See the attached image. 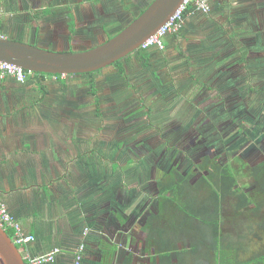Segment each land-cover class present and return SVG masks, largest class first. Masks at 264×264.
Listing matches in <instances>:
<instances>
[{
    "label": "crops",
    "instance_id": "crops-1",
    "mask_svg": "<svg viewBox=\"0 0 264 264\" xmlns=\"http://www.w3.org/2000/svg\"><path fill=\"white\" fill-rule=\"evenodd\" d=\"M29 1L23 0L24 5L19 3V9L16 10L13 4L8 7L6 0H0V8L4 12L0 9V32L6 34L8 30H14L15 35L19 34L17 26L23 31L25 26L21 25L22 20L16 19L11 11L25 14L28 19L32 18L31 13H33L37 17L34 18L35 22L26 23L33 29L42 30L39 21L42 18L47 19L46 32L41 34L48 41L37 44L47 46L51 42H56L59 46H69L66 42L58 43L55 41L56 37L51 35L56 29L55 24L59 23L54 13L57 14V9L60 8L64 10L63 21L67 29L64 39L72 38L71 35L75 34L71 33L70 29L72 20H76V27L79 30L82 29L80 18L83 12L80 4L77 5L78 8H73L68 0L60 3L51 0L42 3L35 0L36 4L32 8ZM225 1L212 0L211 4L217 6L220 2L219 7L222 10L225 7L232 9L240 7L246 11L248 8L246 15L241 18L236 13L232 14L235 15L237 29L239 26H248L247 21L251 20L252 28L245 29L251 34L250 39L257 37L258 32L264 31L263 28L255 30L259 27V19L252 18L256 8L254 4L246 5L251 0H229L226 1L229 3L228 6H225ZM48 4H51L54 10L42 14ZM32 9H35L34 12ZM214 19L210 13L197 11L187 15L180 34L176 36L168 34L165 37L164 49L154 47L150 53H146L145 58L138 55L128 56L125 65L128 66L131 60L142 61V65H138L137 68L130 65L134 69L131 74L138 80H151L149 76L143 74V66L154 68L151 75L158 71L161 73L158 85L150 84L146 87L149 92L165 84L170 86V91H175L177 83H172L173 75L181 77L180 75L185 73L187 82L193 86L194 95L200 93L203 98V93L199 92L201 86L205 87L203 73L193 76L195 70L192 69L201 63L202 56L205 57L202 50L210 48L207 46L212 42H205L204 38L214 31ZM121 22L120 18L111 20L112 28L104 29V33H112L113 29L122 24ZM32 33L34 34L35 31ZM37 34H35L36 41L39 39ZM78 34L80 39L92 36L88 31H85V36ZM11 38H15L14 35ZM87 41L90 42L88 38ZM223 48L229 50L226 42L223 43ZM223 48L213 45L215 52L213 62H216V55ZM221 57L226 58L224 53ZM72 76L75 75H62L61 78L71 83L79 82ZM94 78L97 86L98 80ZM39 80L41 79L31 75L25 82L17 81L13 77L0 80V193L10 212L21 222L24 230L35 236L33 242L20 246V251L27 250L35 256L58 247L60 252L56 255L55 261L45 264H73L76 249L84 243L85 250L81 264H198L193 261V255L189 250L174 249L178 239L176 235L159 234L157 230L150 234L147 229L145 230L144 221L141 222L139 219L146 210H150L148 205L143 202L139 205L141 200L138 201L136 197L130 198L129 204L125 200L133 187V183L130 185L126 182L127 178L131 182L128 172L115 173L113 164L110 169L107 164H103L107 160H103L98 150L90 148L98 141L92 138L88 139V143L82 141L83 133L76 119L75 108L66 101L57 102L50 107L48 104L50 92L46 89L40 90L42 82L39 84ZM57 80L56 76H45L43 83ZM27 81L29 83H26ZM63 97H65L64 92ZM74 102L76 103L75 99ZM61 104L65 106L63 112H61ZM77 104L81 105L80 102ZM185 107L187 106H180L179 109ZM59 112L63 116L58 117ZM65 112L73 116L67 118ZM66 123L70 124L69 134H65L63 127ZM144 197L145 193L142 194V199ZM106 204H110L114 210L108 209ZM227 253L229 252L220 254L227 257ZM250 253L249 258L254 260L249 264H260L255 259L264 252L252 250ZM229 254L238 258L240 262L247 260L242 258L239 251ZM216 256L204 255L205 262L201 259L202 264H217L210 262V259H215Z\"/></svg>",
    "mask_w": 264,
    "mask_h": 264
},
{
    "label": "rangeland",
    "instance_id": "rangeland-1",
    "mask_svg": "<svg viewBox=\"0 0 264 264\" xmlns=\"http://www.w3.org/2000/svg\"><path fill=\"white\" fill-rule=\"evenodd\" d=\"M23 0H14L10 1V0H6V3L8 5V7H10L13 4V7L17 10L19 9V3H21L22 5H24L22 3ZM42 3H46V0H39ZM52 2H56V3H60L62 0H51ZM71 1V6L73 8H78V3H76V0H70ZM140 1L142 0H124L122 2V0H105V4L109 7V12L105 10V8L103 6L105 5H96V4H90L89 0H80L78 2L80 3V7L82 10V16L80 18V21H83L82 26H84V22L86 20L85 14L89 13L91 15H95L98 16L99 19L97 20V27L100 29L101 25H104L105 23H108L109 21H111V19L113 20V16H111V13L119 10V8L121 7V5H125L126 3H133L134 6H138L140 4ZM150 1V0H148ZM229 1V0H227ZM124 3V4H122ZM232 3V1H231ZM31 4V7L33 8V5H35V0H30L29 1V5ZM44 5V4H41ZM92 5V6H91ZM226 5H229L228 2H226ZM1 6V5H0ZM6 6V5H5ZM64 6V5H63ZM61 6V7H63ZM7 8V6H6ZM52 8V10H54V7H49ZM1 9V8H0ZM40 8L38 7V10ZM228 7H225L224 10H220L218 8V6L215 5H211V10H210V14L213 18H215L213 20L214 22V27L215 30L209 34V38L206 37L205 42H212V43H217L215 44H210L209 49L204 48V51L202 50V53H204L205 57H201V63L199 65H197L196 67H194L192 70L194 71V74H192L193 76H198V74L203 73V79L205 81V84L209 85L211 90L208 88H204L203 86L200 87L199 92L201 91L203 93L204 98L199 97L198 95H194V92H192V87L190 85V83L187 82V77H185V73H183L182 75H180L181 77H179L178 75H173L174 78L172 79V83H177V89L175 91H170V86L168 84L165 85H161V87H159L156 90H152V91H148L146 90V87L150 84L152 85H158L160 82V72L158 71V73L156 74H152L151 72L153 71V67H149V66H143V74L149 76V78L151 80H138L137 78H135L131 73L134 71V69H132L130 67V65L135 66L136 68L139 66H141L142 61H136V60H131L130 64L128 66L125 65V63L128 61L127 58H123L121 60V64L120 65H116V64H112L102 68L98 71H96V73L94 74V77L97 78L98 80V85H97V94L95 97V95H93L91 93V90L89 88V84L88 82L83 79L82 82L79 83H71L66 79L60 80V81H46L43 83L44 85V89L48 90L50 92V97L48 98V104L50 107H53L57 102H63L66 101L68 103H70V105L72 107L75 108L76 110V119L78 121L81 122V124H83V127L81 129L82 131V141L84 143H88V139L92 138V139H96L98 142L96 143V145H92L90 148L92 149H96L99 151V153H101V157L103 158V160H107L106 162H103V164H107V166L111 167V165L114 163V169L115 173L119 172V173H126L128 172L129 175H133V179H131V182L128 180L127 178V183L130 185H132L133 183V188L130 190V192L132 193V195H128L126 196L127 199L136 197L135 199H137L138 201H142V194L144 193V186H142V183L144 181H141L142 179H147V177L150 175V167L154 161V156H149V158L146 156L144 149L145 148L143 145H139L136 146L137 150H132L131 147L129 146L130 144V139H132L134 136H132L131 138L128 137V139H121L122 134L123 133H127L129 132L130 128H132L131 126L134 125V128L139 127L138 123L141 122V124L146 122L144 120L139 121V117L144 115V112H147V118L149 119L148 124H146V128H142L141 132H144L142 136H140V134H138V137H141L143 139L144 145H146L147 148H152L154 143V139H151V135L155 136L157 134V128L156 127H161L164 126L165 129H168L170 127H173L172 125H176L177 127H180L181 130V125H182V121H185V118H181L180 113L181 111L184 109H178V112H174V107L177 106H188L190 105L191 107H193L196 111H202L204 110L205 107V103H211L213 99H215V103L210 104L211 106L217 105L218 102L221 101L220 99H222V97L219 98H215L216 96H220L222 94H226L227 96H234V91L232 90H228L226 89V91L224 90V88L226 86H224L225 82H222L219 86L220 89H218L215 85V83H210L209 81L206 82V80H211L209 79V77L211 76L212 78V74L209 75V73H207V71H210V69H212L211 63L214 61V51H213V45L215 47L218 48H223V43L226 42V40L224 39L225 35L223 34V28H219L217 25H221L220 21L222 20L221 14L219 13L220 11L223 13V15L225 16L226 20L224 22V26L225 27H230L229 25H234L236 23V18L235 15L233 14H229L227 12ZM251 9V8H250ZM2 10V9H1ZM28 10V9H26ZM33 10V9H32ZM35 10V9H34ZM33 10V12H34ZM3 12V10H2ZM10 12V11H7ZM4 13V12H3ZM2 13V14H3ZM11 13L15 14V17H17L16 19L18 20H22L21 21V25H24V29L22 31V28H20V26H17V31L19 30L20 32H18L19 34L15 35V31L14 34L12 33L13 31L8 30V32H6L7 36H11L15 37V39L17 40H22V41H26V42H30V43H34L37 44V42L40 41H36L35 40V34H37L36 32H45L46 29V24L45 22L47 21L46 18H42L41 21H39V23L41 22V25H39L42 30L35 28L33 29L32 26H28L26 25V23H34L35 19L37 18L36 15H34L33 13H31L32 18L28 19V17H25V14L22 15L21 13L18 14L17 11H11ZM104 13L101 16H104L105 19H102V17L100 18V14ZM246 11L244 14H239L236 13L239 18L243 17L246 15ZM43 14V11H42ZM218 14V15H217ZM27 15V14H26ZM62 15V14H60ZM60 15H58V13H54L55 17H59ZM65 15V14H63ZM110 15L111 19H106V16ZM133 14L129 15V18L125 19L123 21V23L121 25H119L118 28H116L115 30L113 29V32H116L117 30H120L122 25L126 26L130 20H131V16ZM0 17H1V11H0ZM5 18V17H4ZM15 20V19H14ZM15 20V21H18ZM38 20V19H36ZM107 20V21H106ZM109 20V21H108ZM219 21V23H218ZM13 23V20L11 22V24ZM75 21L72 20L70 22V24L72 25L73 29L76 28V26L74 27ZM63 24V26H62ZM62 24L59 25L58 28H60L59 31H61V35H63V30H66V27H64L66 24L63 22ZM87 25V23H86ZM37 27V26H36ZM96 27V25L94 26ZM83 30L86 29L87 27H81ZM108 29L112 28V25L108 24ZM261 27H256L255 30L257 31L258 29H260ZM81 29V30H82ZM238 29L243 30V32H239L235 35V39H245L248 40V37L251 35L248 33V31H245V29H247V26H239ZM76 30V29H75ZM35 31V33L33 34L32 32ZM254 31V32H256ZM2 34H5L1 31ZM5 34V35H6ZM78 34V33H77ZM262 32H258L257 37H259V35H261ZM227 36V35H226ZM256 36V35H255ZM228 37V36H227ZM31 38H34V40H30ZM209 39V40H208ZM227 39V38H226ZM253 37L251 38V42L254 41L252 40ZM225 41V42H224ZM258 42V40H257ZM47 47L49 49L52 50H66L69 47H63V46H59L56 42H51L47 45ZM212 47V48H211ZM72 48V47H71ZM74 49L77 50H82V49H87L85 46H73ZM154 48V46L149 47L148 49L144 50L147 52H151V49ZM213 51V54H212ZM142 53V50L139 48L138 50L134 51L133 53H131L130 56H135L138 55L140 56V54ZM220 54L224 53V55H230L229 51L227 48H223L222 50H219ZM229 56H226V60L229 59ZM254 58H256L255 53L252 52L251 54V59H252V65L251 67L254 68V70L257 72L258 76H262V79H259L257 76L255 78L256 80V84L260 81L263 86H264V64L262 62L257 63L254 61ZM123 67L124 70V74H121L120 71V67ZM201 71V72H198ZM191 72V71H190ZM198 72V73H196ZM243 74V72H240ZM245 73H247V71H245ZM196 74V75H195ZM76 75V74H75ZM33 76V75H32ZM31 76V77H32ZM49 77H52L51 75H47ZM77 77H88V75L85 76H80L78 75ZM76 79V78H75ZM79 79V78H77ZM82 79V78H80ZM233 81V82H231ZM228 84L230 83H234V80H231ZM26 83H29V81H27ZM194 85H196V83L194 82ZM85 88H87L88 90H90V93L87 95V97L85 95H83L82 91H85ZM108 89V90H106ZM63 92L65 93V97H63ZM206 94V95H205ZM245 93H242V95ZM168 95H172V100H168L169 97ZM194 95V97H193ZM199 95H201L199 93ZM241 95V96H242ZM202 96V97H203ZM239 96V95H237ZM235 96V98L237 97ZM238 97L239 101H238V106H242V104L244 103V97ZM153 97H159L161 98L160 102H153L152 98ZM201 98V99H200ZM74 99L76 100V103L74 102ZM225 99H222V101ZM81 103L77 104V103ZM224 104H221V106ZM113 106V107H110ZM64 105L61 104V112L64 111ZM222 109V108H221ZM218 110V109H217ZM69 111V110H68ZM215 111V110H213ZM172 112V114H171ZM230 116H233V114L235 113L234 111L229 112ZM66 117L70 118L73 115L65 112ZM57 116H63L62 113H57ZM171 116H174L172 118H170ZM177 116V117H176ZM189 114L187 115L188 118ZM216 117V114H215ZM170 119V120H169ZM172 119H174L172 122H170ZM61 120V117H60ZM170 122L167 124V122ZM63 122V121H62ZM150 122H154V124H156L153 128H149V123ZM159 125V126H158ZM250 126V125H249ZM63 127H65V134H69V128H70V124L66 123ZM183 130H181L182 132ZM235 129L232 128L230 129V132H234ZM175 134V133H174ZM180 134V133H178ZM147 139V141H146ZM151 139V140H149ZM156 140V139H155ZM158 140H156L155 142L157 143ZM140 146L143 148H140ZM89 149V148H88ZM140 150V151H139ZM140 152V153H139ZM147 153V152H146ZM232 154V153H231ZM105 155L107 156L105 158ZM108 158V159H107ZM110 159V160H109ZM115 161V162H114ZM131 162V163H130ZM144 166H143V165ZM141 165V166H140ZM106 169V168H105ZM159 171V170H158ZM121 173V174H122ZM131 178V176H130ZM239 178L241 181H244V179L241 177V174H239ZM116 182V180H114ZM141 181V183H140ZM148 183V182H146ZM108 185L111 186V183L108 182ZM151 185V184H150ZM147 186L148 187H150ZM112 187V186H111ZM148 190V189H146ZM115 192H117L116 190H114ZM118 193V192H117ZM1 195V193H0ZM100 196H102V193L100 192ZM2 197V196H1ZM101 198V197H99ZM125 198V197H124ZM126 200V203L129 204L130 200ZM252 198L253 200H257L258 198L260 199L261 196H257V193L255 192V194H252ZM154 199L149 198V200L147 201L146 204H148L149 202H154ZM134 202H136L134 200ZM131 203V202H130ZM122 204L126 205L124 202H122ZM234 202H230L228 203L225 202L223 207L224 209V215H223V222H224V228L226 229L225 233L227 234H232V231H236L235 226L233 225V219H236L237 221V225H243V224H249V225H254V220L256 219V215L253 212L254 209V205H249L246 208H237L234 207ZM108 209L114 210V208L110 205V204H106ZM120 211V210H119ZM123 215V213H122ZM125 215V214H124ZM247 222V223H246ZM122 229V228H121ZM248 235L247 237L243 238L241 240L242 243V247L240 249V255L242 256L243 259H248L250 257V251L254 250V251H258L261 248L262 242L255 237L253 234H249L247 232H243L241 234L237 235V239L240 235ZM228 239H226L227 241ZM261 242V243H260ZM264 247V244L262 245ZM20 248V247H19ZM54 248H58V247H54ZM60 249V248H59ZM228 252V251H226ZM232 253V252H229ZM229 253L227 257L223 256L222 254L218 253V262L217 264H238V258L234 257L233 255H230ZM240 264V263H239Z\"/></svg>",
    "mask_w": 264,
    "mask_h": 264
},
{
    "label": "flooded vegetation",
    "instance_id": "flooded-vegetation-1",
    "mask_svg": "<svg viewBox=\"0 0 264 264\" xmlns=\"http://www.w3.org/2000/svg\"><path fill=\"white\" fill-rule=\"evenodd\" d=\"M63 1H66V0H62V2ZM254 1L255 0H251L246 5L249 6V5L254 4L253 6L256 8V10L253 14L254 17L252 18L257 17V19H259L258 20L259 27L263 28L264 30V0H257V2L256 1L254 2ZM247 9L248 8H246V11ZM227 12L229 14H232V13L244 14L245 10L243 8L237 7L236 9L228 8ZM57 13L58 15L60 14L62 15L58 17L59 23L55 24L56 29L53 31L51 35L54 36V38L56 37L55 41H57L58 43L65 44L66 42L67 45L69 44L68 46L69 48L70 47L73 48V46H79V45L85 46L86 48H90V47H94L108 40L107 38H109V36L106 33H104L103 30L108 29L107 28L108 24H110L111 22L109 21L111 19L110 15L106 16V19H109L108 20L109 22L105 23L104 25H101L99 29L97 27V20L99 19V17L95 15H91L90 12L85 14L86 20L84 22V26H82L83 21H80L81 23L80 27H87V28L84 30L83 29L79 30V28L76 27L75 28L76 30L74 29L73 31H71V33H75L73 37L64 39L65 38L64 36L67 34V29L63 30V35H61L62 32L59 31L60 28H58L59 25L64 22L63 21L64 10L60 8V10H58ZM103 14L104 13L100 14V18L102 17V19H105L104 16H101ZM130 14H131L130 12L127 13L125 19L129 18ZM118 17L120 18L121 15L118 14ZM220 18L222 19L220 21V24H221L220 26H224V22L226 18L223 15V13H221ZM247 22L249 23L247 24L248 25L247 28L251 29L252 28L251 20L248 19ZM95 25L96 27H94ZM75 26H76V23H74V27ZM85 31L91 32L92 36L86 37L85 39H80V34H77V33H81L82 35L85 36L84 34ZM37 37L39 38L37 41H40L41 43H45V42L47 43L48 41L46 40V38H44V35H42L40 32L37 34ZM261 37H263V35ZM87 38L89 41L91 40V38L92 40L88 42ZM252 40H254V42H252V46L249 47L252 52L259 53L260 51H264V39L263 38L253 37ZM219 66L221 70L217 72V74L222 77L221 83L225 82L224 86L226 87L224 88V90L226 91V89H228V90L234 91V96L229 97L224 93L220 96L218 95L215 97L216 99L219 97H222V99H225L223 101L222 99H220L221 104H224V105L221 106L220 102H218L217 105L211 106L210 104L215 103L214 102L215 99H213L211 103H208V102L205 103L204 110L202 111H192L193 107H191L190 105L185 107L184 110H182L180 113V115H182L181 118H185L184 119L185 121H182V125H181L182 126L181 130L183 131L181 132L180 127H177L176 125H172L174 126V128L170 127L168 129H165V131H162V128H163L162 126L160 128L156 127L158 129L157 134L155 136H152V135L150 136L151 139H154V143H155L152 148H147L146 145H144L143 139L141 137H138V134L140 133H141L140 136L143 135L144 132H141V129L146 128L145 123L143 124H141V122L138 123L139 127H136V128H134V125L131 126L132 128L128 129L130 131L127 133H123L121 139L126 140L128 139V137L131 138L132 136H134L132 139H130L129 146H132L131 149L137 150L136 146L143 145L145 148H143V146L142 147L140 146V148L144 149L146 156L148 158L151 155L154 156V161L150 167V175L147 177V179L141 180V181H144L142 183V186H144L145 188L144 189L145 197L143 198L142 201H140L139 205H141L142 202L147 203L149 198L155 200L153 203L149 202L147 204L149 209H153V207H155L156 205H160V202H161L160 196H159L160 181L168 180L174 175H175L174 179H178V176L176 174L177 172L180 171L184 175H191L189 180L192 183H195L199 180V177L201 176V174H203V172L204 173L209 172L207 170H203V171L200 170L201 166L205 164L207 167H212L215 163H218L219 165H223V166L230 165L231 168H233V173L237 177V183L231 189L232 192L226 197H224L222 200L223 201L222 202L223 203L222 204V209H223L222 218H223L224 209H225L223 205L227 201L228 203H230L231 201L234 202L233 206L237 208H246L247 206L251 204L254 205L255 207L256 202L262 201L263 203L262 210L259 211V213L258 212L254 213L256 215V219L254 220V222L256 223L258 220H262V215L264 212V192L262 190V188H264V185H263V179H264V105H260L258 103V98L264 97V90L260 92L251 91L250 95H248L249 98L245 97L247 96V94L242 95L243 90L240 89L242 88V85H241L242 77L240 76V78H238L237 76L238 74L233 75L234 83L228 84L225 73H224L226 72L227 68L229 71L235 68H237V70H240L241 64L239 60L236 58L227 59V60L223 59L221 62H219ZM207 73H209V71H207ZM77 76L78 75H75L72 77L76 79L79 78L77 80L79 82H82V79L80 78H83V77H77ZM207 81L209 80L207 79ZM204 88H208L211 90L208 84L207 85L205 84ZM82 93L83 95L87 97V95L90 93V90L85 88V91L83 90ZM235 96L237 97L235 98ZM240 96L244 97V100H245L242 106L241 105L238 106L239 104L238 97ZM168 97H169L168 100H172V95H168ZM97 98H99V96ZM152 101L160 102L161 98L153 97ZM263 101L264 100H260L261 103H263ZM110 107H113V106H110ZM179 107L180 106L175 107L174 112H176V110H178ZM71 110H72V107H71ZM188 111L190 112V114L188 113ZM231 111L235 112L233 116H230L229 112ZM188 114L189 116L187 118ZM215 114H216V117H215ZM173 120L174 119H172L170 122H172ZM170 122L168 121L167 124ZM79 124L82 129L83 124H81L80 121H79ZM155 125L156 124H154V122H150L149 128L154 129ZM232 128L235 129L234 132H230V129ZM155 139L158 140L157 143L155 142L156 141ZM208 155L211 158V160H208L209 162H207ZM239 174H241V177L244 179V181L240 180ZM149 185L150 187L147 188V186ZM255 192L257 193V196H261L260 199L258 198L257 200H253L252 194L254 195ZM243 193L248 195L250 198L248 201L246 200L245 203H243L244 202V199L242 197ZM232 219H233V225L235 226L236 231H232V234L225 233L226 229L223 226L224 222L222 220L221 221L222 238H223L224 244L225 245L227 244V247H230V249H226V251L229 252V251L234 250V251L240 252V249L242 247L241 240L247 237L248 235H245V234L240 235L238 239H237V235L243 232L252 234V232H254L252 230L253 225L252 224L251 225L249 224L237 225L236 219L234 218ZM176 237L178 238L177 235ZM183 237L186 242L189 241L188 233H186L185 231L184 234H181L180 238L177 239V242L180 245V246L177 245V248H179V250L181 249L189 250L191 254L193 255L192 256L193 261L197 262L198 264H202V260L205 262V258H203L204 255L217 253L211 250V248L206 244L205 246H202L201 249L198 251H194L189 246L188 243L185 246H181L180 239ZM226 239L228 240L226 241ZM242 250H243V247H242ZM221 252H223V250L218 251V253H221Z\"/></svg>",
    "mask_w": 264,
    "mask_h": 264
},
{
    "label": "trees",
    "instance_id": "trees-1",
    "mask_svg": "<svg viewBox=\"0 0 264 264\" xmlns=\"http://www.w3.org/2000/svg\"><path fill=\"white\" fill-rule=\"evenodd\" d=\"M10 1H13V0H10ZM68 1L71 3L70 0ZM78 1L76 3L80 4L81 2H78ZM123 1L124 0H122V2ZM151 2L152 0L150 1L142 0L140 1V4L138 6H134L133 3L128 2L124 6L121 5L119 10L112 12L111 13V15L113 16L112 18L113 19L119 18L118 17V14H119L121 15L120 17L122 21L121 23H123V21L125 20L126 14L130 12L131 14H133L131 16V20H130L131 22L141 12H143L144 9H146L147 6ZM89 3L100 5V6L105 5L103 7L105 8L106 11L109 12V10H111L105 4V0H89ZM219 3L220 2L217 3V6L221 10V8L219 7ZM225 6H228V5L225 4ZM49 7H52L51 4H48L46 9L43 10V12L47 14L50 13L52 8H49ZM57 10H60V9H57ZM217 26L219 28H223L224 30L223 34L225 35L224 39L226 40L227 46L229 47L228 51L230 55H224V57L229 56L228 57L229 59L236 58L239 60L241 64L240 70H237V68H235L229 71L227 68L226 72H224L226 79H227V83H229L231 80H234L233 75L238 74L237 75L238 78H240V76L242 77V83H241L242 88L240 89L243 90V93L247 94V96L245 97L249 98L248 95H250L251 91L252 92L263 91L264 88L262 87L264 86L260 81L258 82V84H255L256 76L259 79H262L263 77L258 76L254 68L251 67L253 63L251 59L252 51L250 50L249 47L252 46V42L254 41L251 42L250 38H248V40L235 39V35L239 32L236 24L229 25L230 27L228 28L224 26H220V25H217ZM123 27L125 26L122 25L121 29ZM70 29L71 31L74 30L71 24H70ZM120 30H117L116 32H112V33H106V34L110 38L114 36L116 33H118ZM235 30L237 32H235ZM177 34H180V33H173L171 35L176 36ZM262 35L263 37H261ZM259 37L264 39V31H262V34ZM68 49H72V48L70 47ZM141 50H142V53L140 54V56L142 58H145L146 51L144 50L146 49H141ZM130 55L131 54H129L128 56ZM221 55L222 54L220 53L216 55L217 56L215 59L216 62L211 63L210 68L212 67V69H210L209 71L210 72L209 75L212 74V78L210 77L211 80H209V82L215 83L218 89H220L219 85L222 81V77L217 74V72L221 70L219 66V62L223 60ZM255 55H256V58H254V61L257 63L256 66H258L259 62H262L264 64V51L255 53ZM121 60H118L115 64L120 65ZM124 70L125 69H123V67L121 66L119 72L121 74H124ZM245 71H247V73H245ZM240 72H243V74ZM95 73L96 71L89 72V73H83V74H76V75H82V76L88 75V77H85V78L93 94L97 92L96 81L94 78ZM47 75L56 76L58 78L57 81H60V80L63 81V79L61 78L62 76L61 74L54 75V74H48V73L33 72L34 77H36L37 79H41L39 80V84L42 82L40 86V90L42 91L44 90V85H43L44 77ZM65 76H68V75H65ZM204 84H205V81H204ZM198 96L201 97V95H198ZM260 100H264V97L258 98V103L260 105H264V101L263 103H261ZM192 111H196V110L193 108ZM188 113L190 114L189 111ZM144 115L145 117L141 116L139 117L138 120L139 121L144 120L146 124H148L149 122V119L147 118L148 113L144 112ZM172 117L174 116H171L170 118ZM162 127H163L162 131H165V127L164 126ZM208 160H211L209 155L207 156V162H209ZM203 166L200 167V170L202 171L207 170L209 172L208 173L203 172V174H201V176L199 177V180L195 183H192L189 180L191 175H184L180 171L177 172L176 174L178 176V179H174L175 177L174 175L168 180L160 181L159 183L160 185L159 196H160V201H161L160 205H156L155 207H153V209L146 210L142 214L141 219H139V221L140 220L141 222L144 221L145 230L147 229V232H149L150 234L157 230L159 234H172V235H177L178 238H180V235L184 234V232L186 231V233H188L189 241L186 242L184 240V237L181 238L180 239L181 246H185L188 243L189 246L194 251H198L201 249L202 246H205L206 244L211 248V250H213L214 252H217L212 255H218V251L223 250V252H225L226 249H230V247H227V244L226 245L224 244L223 238H222V225H221V221L223 220L222 218V210H223L222 202L223 201L222 200L224 197H226L232 192L231 189L237 183V177L233 173V168H231L230 165L223 166V165H219L218 163H215L212 167H207L205 164ZM117 167H115L114 169H116ZM130 176H131V179H133V175H130ZM263 185H264V179H263ZM132 188L133 187H131V189ZM262 190L264 192V188H262ZM130 194L132 195L131 192ZM242 197L244 199L243 203H245L246 200L248 201L250 199L249 196L246 195L245 193L242 194ZM262 205H263L262 201L256 202L253 212L259 213V211L262 210V207H263ZM252 230L254 231L252 232V234L262 242V244H260L262 249L260 250L264 252V247L262 246L264 244V212L262 215V220H258L256 223L254 222ZM6 231L9 234V236L12 238L14 235L13 230L6 229ZM177 245H179L178 242L176 244V247L174 248L175 250H179V248H177ZM18 247H20V245ZM233 251H229V252H233ZM253 260H254L253 258L251 259L249 258L246 261H242V262L239 261V263L249 264ZM255 260L257 261V263L264 264V253L261 254L260 257H257ZM217 261H218L217 256L215 257V259L213 258L210 259L211 263L213 262L217 263Z\"/></svg>",
    "mask_w": 264,
    "mask_h": 264
},
{
    "label": "water",
    "instance_id": "water-1",
    "mask_svg": "<svg viewBox=\"0 0 264 264\" xmlns=\"http://www.w3.org/2000/svg\"><path fill=\"white\" fill-rule=\"evenodd\" d=\"M184 0L152 2L108 40L87 49L52 50L11 37H0V61L39 73L75 75L98 71L140 48L169 21ZM0 264H26L19 247L0 226Z\"/></svg>",
    "mask_w": 264,
    "mask_h": 264
},
{
    "label": "built area",
    "instance_id": "built-area-1",
    "mask_svg": "<svg viewBox=\"0 0 264 264\" xmlns=\"http://www.w3.org/2000/svg\"><path fill=\"white\" fill-rule=\"evenodd\" d=\"M212 0H184L178 9L174 12L168 22L161 26L155 34L147 38L141 45V49H148L151 46L164 49V39L168 34L179 33L184 25L186 16L194 12L210 13ZM0 37L6 35L0 32ZM33 72L15 64L0 61V80L7 77H13L17 81L25 82ZM0 226L6 230H13L12 240L17 246H26L35 240V236L27 233L21 222L10 212L7 203L0 195ZM85 244L81 243L75 251L73 264H81ZM60 252L59 248H53L47 253L31 255L29 251H21L26 264H45L54 262L56 255Z\"/></svg>",
    "mask_w": 264,
    "mask_h": 264
}]
</instances>
